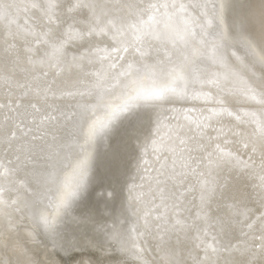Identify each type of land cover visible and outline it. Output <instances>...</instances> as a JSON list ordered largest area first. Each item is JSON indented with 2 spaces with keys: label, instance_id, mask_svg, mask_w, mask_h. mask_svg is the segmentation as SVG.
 I'll return each instance as SVG.
<instances>
[{
  "label": "snow or ice",
  "instance_id": "obj_1",
  "mask_svg": "<svg viewBox=\"0 0 264 264\" xmlns=\"http://www.w3.org/2000/svg\"><path fill=\"white\" fill-rule=\"evenodd\" d=\"M11 8L12 4L0 3V18L7 20ZM26 8L37 15L34 26L24 33L4 30L5 63L15 66L23 59L27 68L19 78L7 71L0 77L19 89L18 96L9 95L0 102V112H5L0 126V205L17 204L7 197L21 190L28 194L31 189L35 197L25 202V208L36 209L48 199L54 211L34 212L33 230L43 234L53 254L60 257L54 264H156L146 258L145 236L164 224L171 223L173 229L182 226L179 218L173 222L169 217L178 204L170 209L163 189V208L156 215L152 209L146 211L142 224L127 235L109 233L107 245L93 239L70 240L65 230L70 222L91 219L74 212L88 190L96 147L138 110L189 99L214 104L203 122L185 116L189 125L201 131L213 119L234 121L228 131L238 146L229 147L232 141L227 139L217 142L208 160L217 167L228 165L258 175L260 207L256 211L260 214L247 210L241 213L240 223L258 231L259 242L246 239L241 246L230 238L224 247L231 246L244 257L237 264H264V0H29ZM109 33L118 41L110 51L96 49L67 59L70 40ZM20 39L25 41L23 51L16 47ZM156 42L163 47L156 45L157 58L149 63L151 53L144 46L151 49ZM97 59L107 68L87 71ZM220 134L225 135L222 130ZM162 143L152 141V154L161 151ZM198 147L203 151L208 145ZM257 154L259 173L253 168ZM73 156L72 163L65 165ZM189 160L195 163L191 156ZM142 164L146 171L147 161ZM184 167L195 170L188 163ZM214 191L202 182L201 212ZM173 195L178 201L184 193ZM17 227L15 222L7 225L8 231ZM196 238L205 255L215 253L222 243L215 236L211 243ZM157 249L163 253L160 264H185L175 246L163 239Z\"/></svg>",
  "mask_w": 264,
  "mask_h": 264
},
{
  "label": "bare ground",
  "instance_id": "obj_2",
  "mask_svg": "<svg viewBox=\"0 0 264 264\" xmlns=\"http://www.w3.org/2000/svg\"><path fill=\"white\" fill-rule=\"evenodd\" d=\"M0 3L13 5L8 12V19L0 18V77L7 71L15 73L16 78H19L25 75L27 65L23 59L15 66L10 62L5 63L3 40L7 34L4 30L10 28L12 31L24 33L37 22V15L26 8L29 0H0ZM77 19L82 21L83 17ZM11 21L15 23H10ZM24 44V39H20L16 42L17 49L23 51ZM156 45L163 47L159 42L151 49L147 48V44L144 46L151 53L149 63L157 58ZM115 46H118V41L111 33L84 40H70L66 45L67 59L70 61L74 56L79 57L88 51L95 52L96 49L110 51ZM106 68L107 64L97 59L86 70L95 72ZM27 78L31 79L30 76ZM205 91H208L207 86ZM9 95L18 96L19 89L11 81L6 83L0 78V102H4V98ZM119 95L120 92L116 91L115 96ZM213 107L211 101L189 99L155 109H141L120 122L96 147L88 190L74 212L77 217L90 216L91 219L79 224L70 222L65 230L67 238L80 240L81 243L93 239L107 245L109 233L115 231L127 235L133 226L139 227L142 224L146 211L152 209L153 215H156L163 208L160 199V189H163L164 194L169 197V208L171 209L173 203L178 204L176 209L169 211V217L173 222L179 218L182 226L173 229L171 223L164 224L162 229H167L166 232L153 227L152 235L144 238L146 258L160 264L163 253L158 254L157 245L163 239L175 246L177 256L185 264H237L242 260L244 257L238 250L231 246L225 248L224 245L230 238L232 244L241 246L246 239H256L259 242V232L250 231L240 223L244 219L241 213L247 210H251L255 216L260 214L256 211L260 207L259 177L249 174L247 170L234 169L228 165L217 167L214 163H209L208 152L212 151L217 142L227 139L232 141L229 147L238 146L235 145L236 138L228 131L234 124L231 118L213 119L203 131L194 124L189 125L185 119L188 116L191 120L203 122ZM4 114L5 112H0V126L4 123ZM221 130L225 135L220 134ZM233 130L242 131L241 128ZM181 139L185 144L179 143ZM153 140L163 142L158 154H152ZM198 144H207L208 148L202 151ZM145 145L149 146L147 155L144 154ZM0 155H3L2 150ZM189 156L195 163L189 160ZM244 158L247 159V156ZM73 159L74 156L69 157L64 164L70 165ZM254 159L256 163L253 168L259 173V155ZM142 160L147 161L146 171ZM185 163L195 170L184 167ZM67 170L70 172V167ZM157 181H160L159 185ZM205 181L215 191L211 193L201 212L200 187ZM174 193L184 195L177 201ZM7 198L18 202L15 205H0V264H54L60 257L53 254L51 245L43 234L33 230L34 212L43 209L54 211L48 199L44 198L36 209H30L24 205L35 198L31 189L28 194L21 190ZM20 209L24 211L21 212ZM10 222H15L19 227L8 231L7 225ZM242 232H248V237L242 236ZM197 236L206 239L208 243L215 236L222 243L217 245L218 250L215 253L209 252L205 255L203 247L197 246L200 243ZM88 255L85 251L84 259Z\"/></svg>",
  "mask_w": 264,
  "mask_h": 264
},
{
  "label": "water",
  "instance_id": "obj_3",
  "mask_svg": "<svg viewBox=\"0 0 264 264\" xmlns=\"http://www.w3.org/2000/svg\"><path fill=\"white\" fill-rule=\"evenodd\" d=\"M102 179H101V177H100V181H101ZM105 180V179H104Z\"/></svg>",
  "mask_w": 264,
  "mask_h": 264
}]
</instances>
